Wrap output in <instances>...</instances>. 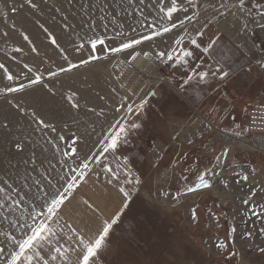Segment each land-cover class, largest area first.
Returning a JSON list of instances; mask_svg holds the SVG:
<instances>
[{
  "label": "rangeland",
  "instance_id": "rangeland-1",
  "mask_svg": "<svg viewBox=\"0 0 264 264\" xmlns=\"http://www.w3.org/2000/svg\"><path fill=\"white\" fill-rule=\"evenodd\" d=\"M122 1L76 2L72 4L75 8L70 9L68 6L62 8L53 0H32L35 8L26 0H0V64H4L16 77L6 83L4 71L0 69L3 77V80L0 78V133L4 135L0 144L3 141L7 148L0 150V180H7L17 190L23 186L21 194L28 192L30 199L41 195L39 188L49 191L52 190L51 185L61 188L65 183L61 177L72 174L69 169L78 167L80 157L100 151L98 142L110 134L111 124L118 120L136 122L140 127L130 130L126 142L122 138L114 155L106 154L99 163L90 162L92 171L78 182V187L69 194L60 209L57 223L53 225L56 231L59 233L63 229L67 236H71L70 225L81 234L92 236L101 228L102 221H110L120 212L125 197L119 189L124 188L131 194L128 207L123 209L113 225L108 241L99 253L98 264H241L238 259L241 251L242 261L264 264V251H261L264 249L263 200L244 199L243 203L248 201L254 206L252 211H245L240 202L242 222L239 221L241 231L237 235V243L241 249L238 251L230 237V226L225 225L219 231L209 225L207 230L204 226L207 216L201 212V220L197 210L191 213L187 210L196 203V197L179 196L197 182L198 174L206 173L207 177L215 164H219L216 157L225 151L229 142L224 141V135L228 133L238 137L235 133L244 134L249 107L264 101V59L241 48L244 45L248 47L250 36L247 31L255 29L250 15L259 17L264 0H247L239 9H236V0H192L197 7H189L185 2L188 16L199 15L191 21L185 20L184 25L173 32L137 45L135 52L140 55L135 59L129 56L132 50L109 53L98 48L95 54L100 59L80 64L82 58L88 57L86 46L81 53L74 51L82 39L87 41L102 36L107 37L109 46H117L119 38L108 42L116 32L127 36L145 34L143 30L132 32L130 26L136 27L137 20L143 19L141 10L151 21L157 12L153 7L156 0H143L142 4L140 0ZM13 8L16 11H12ZM25 9L44 16L42 21L34 20L29 24V32L19 21L17 23ZM77 10L81 11L82 17L91 15L95 18L98 15V19L88 21L83 29L82 26L77 28L81 34L76 35L73 15ZM237 10L241 13L239 16L236 15ZM177 15L183 19L185 13ZM221 15L226 22L233 23V28L225 22H218ZM201 20H205L203 24L207 22V26H204L203 35L197 42L199 46L194 45L190 50L193 56L187 58V65L177 64L170 72H163L167 76L166 82L154 83L153 78L158 74L155 53L172 50L181 31L191 22ZM161 23L166 25L164 21ZM90 24L94 27L90 28ZM245 24L247 29H243ZM10 33L15 36L8 38ZM235 35L241 42L235 39ZM51 37L56 38L59 47L52 44ZM213 42L214 46L209 47ZM205 47H209L208 52L204 51ZM143 51L151 52L152 56L145 57ZM69 63L79 66L58 72L60 67L67 68ZM197 71L209 75L201 79L195 75ZM221 71L227 72L228 76L222 77ZM50 72L58 74L51 76ZM37 75L42 77L41 81L29 84V80ZM20 84L26 85L23 91H6V88ZM73 92L80 103L78 109L72 108L66 99ZM142 101H145L143 108L135 111ZM121 104H131L134 111L128 113L124 108L117 112ZM33 112L55 127L56 132L38 130L41 126L36 123ZM209 114L216 119L218 126L207 119ZM198 115L216 128L195 129L189 123ZM103 126L106 127L104 131ZM170 129L175 135L168 136ZM162 133L167 137L164 141ZM59 135L66 139L59 140ZM73 135L79 137L76 145L79 153L75 162L62 155L66 144H71L68 138ZM18 141L22 142L23 150L15 147ZM231 147L236 158L243 157L240 164H258L257 167L262 169V174L257 177L259 190L253 192L264 193V154H259L257 159L250 150L236 144ZM33 155L35 164L30 162ZM232 162L229 164H236ZM105 166L118 171L119 179L113 178ZM36 181H40L39 188ZM9 195L19 198L11 191ZM4 199L5 194L0 193V200ZM10 204L11 200H7L0 207V247L5 248L4 255H0V264H4V257L13 250L3 233L20 236L13 223L20 219L25 207L10 208ZM23 215L27 217L26 212ZM248 226L254 231L243 230ZM224 232L226 237H222ZM67 236L60 240V244L73 246L75 238L69 241ZM215 236L226 242L230 249L209 248L208 243ZM248 236H252V243H247ZM67 255L71 264H76V254L69 252ZM54 264H62L61 259L58 257Z\"/></svg>",
  "mask_w": 264,
  "mask_h": 264
},
{
  "label": "snow or ice",
  "instance_id": "snow-or-ice-1",
  "mask_svg": "<svg viewBox=\"0 0 264 264\" xmlns=\"http://www.w3.org/2000/svg\"><path fill=\"white\" fill-rule=\"evenodd\" d=\"M28 4H30L33 8L36 7L32 0H26ZM187 2L189 7H197L198 5H194L192 0H156L153 7L157 9L156 16L153 17L151 21L147 19L143 10H141V17L143 19L137 20V26L131 27L132 32H138L143 30L145 34H141L138 36H127L122 32H116L115 36L112 37V41L115 42L119 38V43L117 46H109L106 43V37L96 36L93 39H89L87 41H83L80 45L75 46L74 51L77 53H81L85 49V45H87L88 57L82 58L80 60V64H87L92 60L100 59L95 53L98 50L107 51L109 53H120L125 52L126 50H132L129 52V56L132 59H135L136 56L140 55V53L135 52V47L137 45H141L145 41H152L156 37H162L166 33L173 32V30L177 29L178 26H183L185 20L191 21L195 19L199 14L196 13L193 16H188L186 13L188 8L184 7V3ZM140 3H143V0H140ZM245 3V0H239V5L242 7ZM220 7H224V5H220ZM12 11H16L15 8ZM57 11H59L57 9ZM184 12L185 15L183 19L180 18L178 13ZM148 15H151L149 13ZM264 18V15H262ZM104 19V17H101ZM161 21L166 22L162 24ZM43 27V25H41ZM67 27V25H66ZM90 28L94 27V25H89ZM123 27V25H121ZM243 29H247V24L243 25ZM47 32V29H44ZM203 35V33H199ZM6 35V34H5ZM51 36V34H49ZM25 40H28L27 36H24ZM183 36H177L174 40V44L179 47L183 43ZM51 42L54 45L57 44V40L55 37H51ZM193 45H197V41L195 39L191 40ZM199 46V45H197ZM213 44H210L209 47H213ZM209 47H205L204 51L208 52ZM35 50V49H34ZM17 51H21V49H17ZM63 52L64 50L61 49ZM142 54L145 57L152 56L151 52L143 51ZM193 52L187 48H180L179 52H175V50L159 51L155 53V59L160 63H167L169 61L173 62V64H185L188 63V57H192ZM65 60H67V56H65ZM79 65L69 63L67 68L60 67L58 72H66L70 71L73 68L78 67ZM27 67V65L25 66ZM0 69H3L5 78L9 81H12L16 77L5 67L4 64H0ZM57 72H50L49 75L55 76ZM222 77H227L228 73L221 71ZM195 75L200 77L201 79L206 78L209 73L203 71L195 72ZM191 76H189V80H191ZM42 77L37 75L35 79L29 80V84H37L41 81ZM26 85L20 84L18 87H8L6 88L7 92H21L25 89ZM154 95L155 93H151ZM68 103L72 108H79L80 103L76 99V93L73 92L71 95L66 97ZM127 99V97H125ZM145 101H142L141 104L135 109V111H140L144 106ZM126 108L128 113H132L134 111L131 104L124 105L121 104L120 108H117L116 111L119 112L121 109ZM23 111V109H21ZM32 116L36 119V123L41 126L38 130L49 129L51 132H56L55 127L47 124L43 119H40L36 116V113L33 112ZM126 120V117H125ZM140 125L136 122L125 123L121 121H116L114 124L109 126L110 134L105 137L104 140L99 141L100 151L95 155H88L85 157L79 158V163L77 168H70L69 171L72 173L70 176L61 177V180H65V183L61 188H57L55 185H51V181L49 184L51 185L52 190H45L44 188H39L40 181H36V185L39 188L41 193L40 196H36L33 199L29 198L28 192H22V187L20 190L12 188V185L8 183L7 180H0V193L5 194V199L0 200V207H2L7 200H11V204L9 207H20L25 206L21 213L20 219L16 220L13 223V227L20 233V236L17 237L11 233H3L5 240L8 244L11 245L13 250L4 257V264H54V262L58 259H61L62 264H71V261L68 259L67 253L73 252L76 254V264H98L99 253L102 248L106 245L110 231L113 228L123 212L124 208L128 207L127 201L131 198V194L126 191L124 188H120L119 191L123 193L125 197V202L120 212H117L115 216L109 221H102L101 228L94 233L92 236H85L78 232L75 228H72L70 225L68 226L69 232L72 233L71 236H67L66 233L63 232V229L58 233L56 228L53 227L54 224L57 223V218L59 217V212L62 205L68 199L69 194L78 187V182L83 181L84 178L92 171L90 167V162L95 161L99 163L102 158L106 157V154L112 153L113 155L119 150L122 138L126 142L127 137L129 135L130 130H134L139 128ZM58 139L64 141L66 138L63 135H59ZM71 140V144H66V150L62 152L64 157H68L72 159L74 162L77 160L79 149L76 146L79 140V137L73 135V137H69ZM51 143V141H49ZM17 149L23 150L22 142H17L15 144ZM58 151L60 149H57ZM228 150L226 149L224 155H227ZM127 160V157H124ZM29 161H25L28 163ZM30 162L35 164L36 159L33 155L30 158ZM106 167V171L115 179H119V172L112 169L111 167ZM206 173H200L197 176V181L194 187H187V192L191 193L198 189L208 188L210 187L208 179H206ZM186 179V178H185ZM247 179V177H245ZM111 183V180L109 181ZM139 183V181H137ZM15 193V197L9 195V192ZM248 203V201H245ZM27 213V217L23 215V213ZM195 214V213H194ZM251 235V233H249ZM67 236L69 241L74 239L73 246H65L64 244H60V240ZM225 244H220L221 248H224ZM261 251H264L262 249ZM5 248L0 247V255H4ZM47 257V258H46Z\"/></svg>",
  "mask_w": 264,
  "mask_h": 264
},
{
  "label": "crops",
  "instance_id": "crops-1",
  "mask_svg": "<svg viewBox=\"0 0 264 264\" xmlns=\"http://www.w3.org/2000/svg\"><path fill=\"white\" fill-rule=\"evenodd\" d=\"M261 4L262 6L260 8L261 10L264 11L263 8L264 2H262ZM199 116L201 117L202 115H198L197 117L200 118ZM206 116L210 122H212L215 126H218L216 123V119L214 117H211L210 114H209L210 117H208V115ZM195 117L189 124L195 126V129L200 127L203 128L204 127L203 123L201 125V122L198 121L199 119ZM210 125L216 128L211 123ZM172 130L173 129H170L168 136L175 135V132H172ZM162 135H163V141L166 140L167 139L166 134L162 133ZM235 154L236 152L231 147L228 153L227 161L225 162L226 165L215 164L212 171L207 176V179L210 181V187L202 190H197L191 193L187 192L186 190L185 193H183V196L189 195L196 197V203L191 204L187 208V210L190 213L192 210L193 211L197 210V213L201 220H203L201 212L204 213V215L207 216V222L204 224L207 230L209 228V225H211L215 230L218 229L219 231H221L223 227H225V225L228 227L230 226L231 227L230 237L234 239L236 243V244L234 243V245L236 246L235 248L238 250L240 247L237 243V235L239 236L241 231V229H239L240 227L239 221L242 222V220H240V216H241V212L239 208V206H241L240 202L242 203V207L246 208L244 209L245 211H248L247 209L252 211L254 206L249 203H243L244 199L246 200L248 199L249 201H252V199H257V200L261 199L264 201V193L253 192V190H259L258 178L255 177L253 174V169L257 167L258 164H240L242 163L243 157L241 156L242 159L241 160L240 158H236ZM231 161H233L232 163H236V164H229V162ZM245 177H247V179H245ZM203 196L205 198H203ZM197 197H199L198 200ZM223 219H225V221ZM196 223H198V221H196ZM247 229L254 231V228L251 229L249 226L247 228L243 227V230H247ZM226 236L227 235L224 232V235H222V237H226ZM217 237L219 236H215L211 238V241L208 243L209 248L220 249L221 248L220 244L226 243L224 241H220ZM248 240L249 241H247V243H252L253 242L252 236H248ZM224 249L228 250L230 249V246L228 247V244H226ZM239 253L240 255L238 254V259L241 260V264H245L246 262L242 261V258L244 257L242 251Z\"/></svg>",
  "mask_w": 264,
  "mask_h": 264
},
{
  "label": "built area",
  "instance_id": "built-area-1",
  "mask_svg": "<svg viewBox=\"0 0 264 264\" xmlns=\"http://www.w3.org/2000/svg\"><path fill=\"white\" fill-rule=\"evenodd\" d=\"M247 1V0H245ZM237 7L236 9L241 8L239 5V0H236ZM238 13V12H237ZM264 11L260 13L259 17L250 15V17L254 20L255 29H249L247 34L250 36V40L247 42H251V49L250 53L248 54H258L264 59ZM208 18L209 16L206 15ZM230 19V18H229ZM211 20V18H210ZM209 20V21H210ZM225 17L222 15L219 17L218 22H226ZM202 22H191L183 31H181L179 36H183V43L177 47L174 44L172 50L175 52H179L180 48H187L189 50L192 49L194 46L191 43L192 39L198 41L200 39V34L204 30V26H207V22L203 24ZM212 21V20H211ZM242 48V47H241ZM244 50V49H243ZM245 51V50H244ZM246 52V51H245ZM247 53V52H246ZM156 67L158 68L159 76H162L167 81V76L165 73L170 72V70L174 69L177 64H173V62L169 61L167 63H160L158 60L155 59ZM165 72V73H163ZM161 81V82H166ZM245 125H246V132L244 134H238V143H235L246 150H250L252 153L257 156L264 154V101H258L253 103L245 116ZM226 142V140H224ZM227 144V143H226ZM233 144V145H235ZM231 146L229 144L226 145L225 150H229ZM221 154H219L216 158L217 163L225 164L227 157L225 156L221 158ZM253 174L255 177H258L262 174V169L260 167H255L253 169ZM245 264H249L246 262Z\"/></svg>",
  "mask_w": 264,
  "mask_h": 264
},
{
  "label": "bare ground",
  "instance_id": "bare-ground-1",
  "mask_svg": "<svg viewBox=\"0 0 264 264\" xmlns=\"http://www.w3.org/2000/svg\"><path fill=\"white\" fill-rule=\"evenodd\" d=\"M54 2H59V4L61 5V7L62 8H65V7H69L70 9L71 8H75L72 4H74V3H76V2H102V0H53ZM118 2H124V1H122V0H117ZM77 5V4H76ZM22 13L19 15V19H17V23H18V21H19V23L20 24H22L23 26H25L26 27V31H31V26L29 25V24H32L33 23V21L34 20H37V21H42L43 20V15L42 14H40V13H38V12H34L33 10H30V9H25L24 11H21ZM237 12L238 13H236V15L238 14V16L241 14V13H239V11L237 10ZM17 14H18V12L17 13H15L12 17L14 18V16H17ZM77 14V15H76ZM75 15L77 16V17H75ZM81 15V11L80 10H77L76 11V13H74V15H73V21H75L76 22V27L74 28V31H75V34L77 35V34H79L80 32H79V30H77V28H79L80 26H82V29L85 27V24L88 22V21H92V20H97L98 19V15H96L95 16V18L93 17V16H88V17H82V16H80ZM70 18V17H69ZM79 20H81V21H79ZM86 20V21H85ZM82 21H85V23H83ZM233 21H236V20H234L233 19ZM219 23H221V22H219ZM218 23V24H219ZM225 24L226 25H228V26H231L232 27V25H233V23L232 24H229L228 22H225ZM75 26V25H74ZM220 27V26H219ZM233 28V27H232ZM222 29V28H221ZM227 29H228V27H227ZM231 28L229 27V30H230ZM77 30V31H76ZM224 32H226L225 30H224ZM81 34V33H80ZM230 35H234V33L233 32H230ZM13 36H15V34H13V33H10L9 35H8V38H10V37H13ZM240 36V35H239ZM7 38V39H8ZM107 38V37H106ZM111 38V36H108V39H110ZM3 39L4 40H6V38H4L3 37ZM235 39H237L238 41H240L241 42V40H239L237 37H236V35H235ZM16 40H17V38H16ZM82 41H85V40H83L82 39ZM112 41V39H110V40H108V42H111ZM247 41V40H246ZM65 44H68V42H66ZM64 44V45H65ZM86 46V48H87V45H85ZM241 46V45H240ZM242 47V49H244L247 53H250V49H251V42H248V47L246 48V46L244 45V47L243 46H241ZM249 48V49H248ZM87 73V72H86ZM86 75H88V74H86ZM0 78L3 80V77H2V74H1V72H0ZM73 78H74V76H73ZM87 78V77H86ZM4 81L6 82V83H8L7 81L8 80H6V79H4ZM161 81H166L165 80V78L164 77H162V76H159V74H157V76L155 75L154 76V78H153V82L154 83H156V84H159V83H162ZM96 84V83H95ZM33 92V91H32ZM30 94V93H29ZM32 94V93H31ZM25 95V94H24ZM26 97V96H25ZM95 100V99H94ZM92 104V103H91ZM94 104V103H93ZM11 106V105H10ZM9 108L10 107H8V111H9ZM99 109V108H98ZM7 111V112H8ZM16 112H14V114H15ZM17 115V114H16ZM13 116V115H12ZM200 117V116H199ZM112 118V117H111ZM198 118V117H197ZM199 120V122H201V125H202V123H203V126H204V128H206V129H209L210 127H212L209 123L207 124L203 119H204V117H200V118H198ZM14 120V119H13ZM102 120V119H101ZM98 121V120H97ZM104 121V120H103ZM108 121V120H107ZM113 121V120H112ZM195 121H197V120H195ZM198 122V123H199ZM100 123H103V122H101L100 121ZM111 123V122H110ZM107 125V124H106ZM105 125V126H106ZM209 125V126H208ZM92 126V125H91ZM100 128V127H99ZM104 128H106V127H104L103 126V131H104ZM98 131V130H97ZM103 131H101V132H103ZM220 131V130H219ZM221 133H223V131L221 132ZM33 134V133H32ZM97 134H99V133H97ZM101 134V133H100ZM93 135V134H92ZM104 135V134H103ZM236 136H238V134H235ZM1 136H4V135H1V133H0V140H1ZM101 136H102V134H101ZM99 137V136H98ZM238 138H240V137H235V136H233V135H230V134H225L224 135V139L226 140V141H229V142H227L230 146H232L233 144H235V143H238ZM99 139V138H98ZM92 141V140H91ZM99 141V140H98ZM91 143V142H90ZM94 143V142H93ZM237 145V144H236ZM5 146V144L3 143V141H2V143L0 144V150H2V149H7L6 147H4ZM91 146V145H90ZM92 147V146H91ZM11 150V149H10ZM91 150V149H90ZM5 152L7 153L8 152V150H5ZM228 153H229V151L227 152V155H224V152L221 154L222 156H221V158H223V157H225V156H228ZM1 158V157H0ZM13 160V159H12ZM224 165V164H223ZM226 165V164H225ZM220 166H222V165H220ZM1 168V167H0ZM2 177V176H1ZM13 187V186H12ZM212 188V187H211ZM16 189V188H15ZM29 191V190H28ZM183 193H185V190L181 193V195H179L180 197L181 196H183ZM23 194V193H22ZM26 216V215H25ZM11 225V224H10Z\"/></svg>",
  "mask_w": 264,
  "mask_h": 264
},
{
  "label": "water",
  "instance_id": "water-1",
  "mask_svg": "<svg viewBox=\"0 0 264 264\" xmlns=\"http://www.w3.org/2000/svg\"><path fill=\"white\" fill-rule=\"evenodd\" d=\"M209 181V180H208ZM209 184H210V181H209ZM192 187H194V186H192ZM202 189H206V188H202ZM202 189H198V190H202ZM197 191V190H196ZM195 192V191H194Z\"/></svg>",
  "mask_w": 264,
  "mask_h": 264
},
{
  "label": "trees",
  "instance_id": "trees-1",
  "mask_svg": "<svg viewBox=\"0 0 264 264\" xmlns=\"http://www.w3.org/2000/svg\"><path fill=\"white\" fill-rule=\"evenodd\" d=\"M201 37H202V35H201ZM201 37H200V39H201ZM200 39H199V40H200ZM199 40H198V41H199Z\"/></svg>",
  "mask_w": 264,
  "mask_h": 264
}]
</instances>
